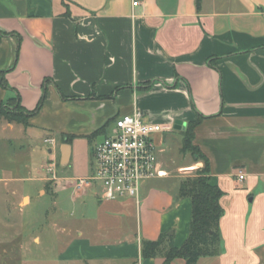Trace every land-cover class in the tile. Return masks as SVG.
Masks as SVG:
<instances>
[{
  "label": "crops",
  "instance_id": "obj_1",
  "mask_svg": "<svg viewBox=\"0 0 264 264\" xmlns=\"http://www.w3.org/2000/svg\"><path fill=\"white\" fill-rule=\"evenodd\" d=\"M134 1L0 0V71L8 84L0 88V104L19 95L32 111L45 97L28 125L2 118L7 138H53L67 170L122 115L141 110L146 121L170 128L154 135L167 174L145 180L139 200H104L99 184L76 196L72 180L93 173L65 174L54 190L56 205L69 192L77 224L54 223L64 233L56 231L45 245L61 244L54 257L22 261L164 264L162 255L143 257L142 243L169 233L175 246L183 245L192 216L191 198L180 197L183 171L204 164L195 166L192 154L179 165L164 164L166 133H182L199 118L194 144L209 160L210 182L225 194L221 252L197 264H264V0ZM176 120L186 128L175 129ZM3 182L8 194H23Z\"/></svg>",
  "mask_w": 264,
  "mask_h": 264
},
{
  "label": "rangeland",
  "instance_id": "obj_2",
  "mask_svg": "<svg viewBox=\"0 0 264 264\" xmlns=\"http://www.w3.org/2000/svg\"><path fill=\"white\" fill-rule=\"evenodd\" d=\"M2 118L0 116V122ZM8 135V132L0 131V179H6L10 188L17 187L23 194L20 197L12 196L7 193L10 190H4V182L0 183V264H25L22 261L25 256L29 258L42 255L52 258L57 254L61 244H55L50 249H45V245L51 246L56 231H60V235L64 234L61 229L54 227V223H58L62 228L66 226V221L73 220V225H76V220L79 219L78 215H72L73 204L69 192H62L64 199L59 206L56 205L55 187L64 185L65 174L77 176L85 173V170L93 173L95 161L92 148L83 157V162H77L81 160L79 157L73 160L67 170H62L59 156L55 153L57 145L45 142L42 138L30 139L29 136L20 134L7 138ZM104 135L105 133L100 134L98 138L102 139ZM166 137L169 141V150L163 156L164 164L179 165L190 160L191 153L187 152V155H184L186 152L182 149L181 132L166 133ZM86 150L88 151L87 147ZM171 158L173 162H170ZM200 162L203 161L198 160L194 165L198 166ZM37 164H39L37 172L33 175L31 172ZM51 166L55 168L53 171L56 172L57 179L53 177L54 172L48 170ZM195 171L193 168L185 169L183 172H186L184 174L186 177ZM35 238L39 245L43 239V246L38 248L33 243Z\"/></svg>",
  "mask_w": 264,
  "mask_h": 264
},
{
  "label": "trees",
  "instance_id": "obj_3",
  "mask_svg": "<svg viewBox=\"0 0 264 264\" xmlns=\"http://www.w3.org/2000/svg\"><path fill=\"white\" fill-rule=\"evenodd\" d=\"M5 75V71H0V88L8 87ZM19 99L17 95L9 99L7 105L0 104V116L10 122L28 125L29 118L41 109L45 97L42 96L32 111L25 109ZM198 123L199 118L190 122L182 132L183 152H190L197 161L201 160L204 163L193 174L184 177L180 185V197H189L192 201L188 238L180 247L175 246L173 236L169 233L162 234L157 240H145L142 243L143 257L162 255L164 264H174L178 258L184 259L186 264H197L201 257L217 256L221 252L220 221L224 215L221 199L225 192L210 182L209 160L194 144V129Z\"/></svg>",
  "mask_w": 264,
  "mask_h": 264
},
{
  "label": "built area",
  "instance_id": "obj_4",
  "mask_svg": "<svg viewBox=\"0 0 264 264\" xmlns=\"http://www.w3.org/2000/svg\"><path fill=\"white\" fill-rule=\"evenodd\" d=\"M137 4L138 0H135L134 5ZM168 129V126L146 121L141 110L116 118L112 132L94 147L93 174L72 180L73 194L79 196L99 184L104 200H139L145 180L167 174L159 166L154 135ZM46 142L55 145L53 138ZM53 169L55 168L52 166L48 168L57 179ZM237 177L239 181H243L245 173L240 172Z\"/></svg>",
  "mask_w": 264,
  "mask_h": 264
},
{
  "label": "water",
  "instance_id": "obj_5",
  "mask_svg": "<svg viewBox=\"0 0 264 264\" xmlns=\"http://www.w3.org/2000/svg\"><path fill=\"white\" fill-rule=\"evenodd\" d=\"M174 128L177 130H181V129H185L186 128V124L181 121V120H176L175 124H174ZM67 158H68V153L65 152L63 155V160H62V164L65 165L67 162Z\"/></svg>",
  "mask_w": 264,
  "mask_h": 264
},
{
  "label": "bare ground",
  "instance_id": "obj_6",
  "mask_svg": "<svg viewBox=\"0 0 264 264\" xmlns=\"http://www.w3.org/2000/svg\"><path fill=\"white\" fill-rule=\"evenodd\" d=\"M198 166H200V165H198ZM198 166H197V167H198ZM27 200H28V199H27Z\"/></svg>",
  "mask_w": 264,
  "mask_h": 264
}]
</instances>
